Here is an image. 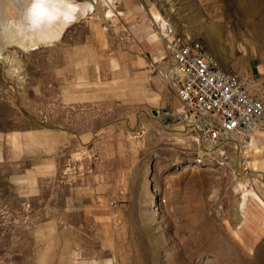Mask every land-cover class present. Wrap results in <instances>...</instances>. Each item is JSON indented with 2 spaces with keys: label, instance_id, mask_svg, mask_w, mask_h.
<instances>
[{
  "label": "rangeland",
  "instance_id": "374dc122",
  "mask_svg": "<svg viewBox=\"0 0 264 264\" xmlns=\"http://www.w3.org/2000/svg\"><path fill=\"white\" fill-rule=\"evenodd\" d=\"M8 1L0 0V22L26 2L11 0L12 11ZM142 1L226 73L248 75L264 100V0ZM81 2L92 12L56 38L0 28V152L26 129L69 137L38 196L19 200L0 186V264H49L51 252L34 237L46 221L59 233L54 264H264V171L256 164L264 123L238 150L202 156L181 111L164 126L154 108L64 103L52 80L81 69L74 48L90 42V26L104 30L117 16L116 0Z\"/></svg>",
  "mask_w": 264,
  "mask_h": 264
},
{
  "label": "crops",
  "instance_id": "0c3cea01",
  "mask_svg": "<svg viewBox=\"0 0 264 264\" xmlns=\"http://www.w3.org/2000/svg\"><path fill=\"white\" fill-rule=\"evenodd\" d=\"M115 10L117 16L106 22L104 30L90 26V42L86 40L72 51V58L81 61V69L63 74L61 81L53 79L51 84H58L64 103L69 105L108 100L124 106L127 113L136 107L154 108L159 121L169 125L181 108L174 89L157 73L168 67V51L148 20V15L158 10L142 0H116ZM68 140L63 130L41 128L26 129L5 140L4 146L9 147L0 152V186L7 187L19 200L38 196L39 180L55 172L54 150ZM256 164L264 171L263 152ZM34 234L41 248L51 252L49 264H54L60 243L52 222L39 223Z\"/></svg>",
  "mask_w": 264,
  "mask_h": 264
},
{
  "label": "built area",
  "instance_id": "2783aa9c",
  "mask_svg": "<svg viewBox=\"0 0 264 264\" xmlns=\"http://www.w3.org/2000/svg\"><path fill=\"white\" fill-rule=\"evenodd\" d=\"M150 17L153 32L168 51V67L157 73L174 89L182 126L196 152L223 156L226 149L250 142L264 123V100L252 91L249 76L236 73V79L223 78V71L198 42L182 41L160 14Z\"/></svg>",
  "mask_w": 264,
  "mask_h": 264
},
{
  "label": "clouds",
  "instance_id": "9594fccd",
  "mask_svg": "<svg viewBox=\"0 0 264 264\" xmlns=\"http://www.w3.org/2000/svg\"><path fill=\"white\" fill-rule=\"evenodd\" d=\"M81 0H26L16 15L0 28H9L19 38L47 36L58 26L65 28L78 22Z\"/></svg>",
  "mask_w": 264,
  "mask_h": 264
},
{
  "label": "bare ground",
  "instance_id": "6f19581e",
  "mask_svg": "<svg viewBox=\"0 0 264 264\" xmlns=\"http://www.w3.org/2000/svg\"><path fill=\"white\" fill-rule=\"evenodd\" d=\"M11 0L8 1L6 3V5L8 6V10L10 9L11 6ZM24 2V0H23ZM5 7V6H4ZM2 9L1 5H0V10ZM92 9H93V5H91L90 3L88 2H81V8H80V18H84L86 17L89 13L92 12ZM12 10V9H10ZM13 11V10H12ZM111 12V11H110ZM108 11V17L109 15H112V13H110ZM114 15V14H113ZM12 17V16H11ZM112 17V16H111ZM79 18V19H80ZM62 28L63 26H58L55 30H53L49 35L45 36L46 38H56L58 35H60L61 31H62ZM43 38V37H42ZM205 54H209L206 50H205ZM211 60L213 61V58L211 57V55L209 54ZM214 62V61H213ZM214 65L218 68L219 71H223V78L225 79H236V75H232V74H229V73H226L224 70H222L215 62H214Z\"/></svg>",
  "mask_w": 264,
  "mask_h": 264
}]
</instances>
